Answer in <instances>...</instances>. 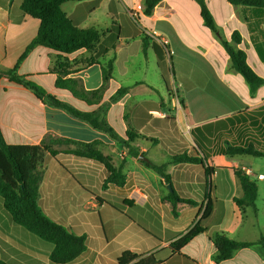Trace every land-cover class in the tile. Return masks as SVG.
<instances>
[{
	"label": "crops",
	"instance_id": "0c3cea01",
	"mask_svg": "<svg viewBox=\"0 0 264 264\" xmlns=\"http://www.w3.org/2000/svg\"><path fill=\"white\" fill-rule=\"evenodd\" d=\"M143 2L63 3L76 26L100 32L95 48L61 54L38 45L18 66L21 75L79 110L94 111L110 102L106 119L123 138L132 132L130 144L137 157L108 133L44 103L32 89L3 76L0 128L4 138L10 144H40L51 137L79 142L53 144L57 154L46 156L57 158V176L49 180L43 170L38 200L49 218L87 236L85 251L64 264H120L118 258L125 251L136 255L126 264H264L263 247L242 237L250 234L242 229L244 219H238L245 207L234 201L242 197L243 188L233 168L246 170L253 179L258 156L234 155L235 163L215 164L218 155L228 156V145L253 144L264 151V83L253 91L232 68L222 44V40L232 42L238 32L242 39L238 47L264 78V10L228 0H205L218 28L214 32L204 24L197 0H162L151 15L144 11L132 15ZM39 27L40 20L21 9V0H0V68L17 65ZM161 38L168 40L166 47ZM155 43L163 49L161 61ZM112 57V77L99 103L89 104L56 86L54 69L61 61L71 71L67 77L79 79L86 90L100 88L102 65ZM178 87L186 108L180 103ZM120 88L128 90L111 102ZM95 141V148L126 176L123 185L105 183L108 172L102 162L72 152L82 148L80 143ZM183 153L205 159L202 163L173 161ZM149 162L164 166L168 178ZM223 170L226 174H220ZM172 190L194 203L173 206ZM207 196L212 211L201 218ZM196 224L203 230L184 246H175ZM217 232L255 243L218 262L214 258ZM52 250L51 242L13 220L0 196V257L7 264H60L51 261Z\"/></svg>",
	"mask_w": 264,
	"mask_h": 264
},
{
	"label": "trees",
	"instance_id": "16d2710c",
	"mask_svg": "<svg viewBox=\"0 0 264 264\" xmlns=\"http://www.w3.org/2000/svg\"><path fill=\"white\" fill-rule=\"evenodd\" d=\"M71 0H21V9L26 13L40 20V27L36 37L27 46L26 51L20 57L17 65L12 69L0 68V77H8L10 80L24 85L32 89L35 94L43 100L44 103L66 110L73 117L82 119L90 123L93 127L102 130L109 134L119 144L126 145L130 153L137 157L138 152L133 150L131 141L134 135L131 131H127V139L120 136L106 119V109L110 102L103 103L94 111H82L73 107L68 102H65L55 95L48 94L45 89L40 87L35 82L27 79L18 72L19 63L26 55L38 45L49 47L61 54H69L81 49H93L99 41L100 32L96 28H80L76 26L66 15L62 8V4ZM82 1V0H73ZM162 0H144V13L151 15L155 6ZM201 5V17L204 24L214 32L218 31L214 18L205 2V0H197ZM233 5H241L264 10V0H228ZM241 35L234 32L232 42L222 40V44L228 52L232 68L241 74L250 88L257 90L264 83V78L258 75L247 61L246 52L238 47L241 43ZM144 50L147 47L146 41L143 44ZM158 59H164L163 49L155 43L153 45ZM57 68L54 69L57 73L56 86L60 89L69 90L75 97L86 101L89 104H97L103 98V94L108 87L112 77L114 68V57L102 65L103 85L96 90H86L83 84L77 78L67 77L71 72L67 69L65 62H57ZM127 88H120L114 96L111 97V102L120 99L127 91ZM180 103L186 108L184 97L180 93V88H177ZM58 143H75V140L68 138H49V141L44 140L40 144H10L7 143L2 130L0 128V196L3 199L4 206L11 214L13 220L31 231L37 236L51 242L53 250L50 259L54 263H68L79 257L86 249L85 234H77L70 229L64 227L60 223L49 218L39 206L40 185L43 180L42 165L45 161L47 153L55 156L57 150L53 148V144ZM81 149L72 151L76 155L93 158L102 162L107 169L108 175L105 183H113L123 185L126 181V176L120 168L113 166L108 157L104 156L95 145L97 141L92 143H80ZM226 154L234 155H254L258 157L264 156L263 150H258L255 145L247 146L228 145ZM205 158L196 155L183 153L173 157L175 162H193L202 163ZM153 169L159 172L164 177L168 178L165 173V168L162 165H157L152 162L148 163ZM238 177L242 188V197H235L234 201L240 208L252 207L257 211L256 199L258 196L259 186L256 180L242 168H233ZM207 174L210 170L206 167ZM170 202L176 206L178 202H186L193 204L194 201L188 198H182L172 190ZM203 207L201 218L207 217L212 211V202L207 196ZM203 230L201 226L196 224L191 230L184 234L174 245L182 247L187 244L193 237ZM255 242L239 241L230 238L224 232H217L214 236V244L216 261H222L230 258L234 252L240 248L250 246ZM264 249V237H261L257 242ZM136 257L130 251H125L118 258L120 264H126ZM0 264H7L0 257Z\"/></svg>",
	"mask_w": 264,
	"mask_h": 264
},
{
	"label": "rangeland",
	"instance_id": "374dc122",
	"mask_svg": "<svg viewBox=\"0 0 264 264\" xmlns=\"http://www.w3.org/2000/svg\"><path fill=\"white\" fill-rule=\"evenodd\" d=\"M151 75L152 71H150V76ZM236 161L237 158L230 155H218V157L215 158V164L219 165L232 164ZM254 162L255 164L252 166L253 179L256 180L258 186H260V189L258 190V196L255 202L257 211H255L252 207H245V213L239 214L238 219H244V225L242 229H247L250 232V234H244L245 236L242 237H250L251 239L258 242L261 237H264V156L254 158ZM42 169L44 170V172L47 173V177L49 180L52 179L54 175L57 176V158L52 157L51 155L46 156L45 161L42 165ZM168 169L171 170L173 168L169 166ZM225 172L226 171L223 170L220 174H226ZM203 207L204 206H201L200 208L201 214L203 213ZM250 228H252V230Z\"/></svg>",
	"mask_w": 264,
	"mask_h": 264
},
{
	"label": "built area",
	"instance_id": "2783aa9c",
	"mask_svg": "<svg viewBox=\"0 0 264 264\" xmlns=\"http://www.w3.org/2000/svg\"><path fill=\"white\" fill-rule=\"evenodd\" d=\"M143 10H144V6L141 5V4H139V5L136 6V8H135V10H134V13H133L132 15L135 16V14H136L137 12H139V11H143ZM153 34H157V33L154 31ZM159 42H160L161 45H163L164 47H166L167 44H168V40H167L166 38H161V39L159 40ZM247 173H248V172H247Z\"/></svg>",
	"mask_w": 264,
	"mask_h": 264
}]
</instances>
